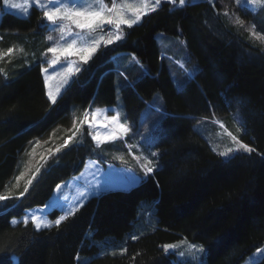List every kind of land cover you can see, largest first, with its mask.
<instances>
[{
  "label": "trees",
  "instance_id": "16d2710c",
  "mask_svg": "<svg viewBox=\"0 0 264 264\" xmlns=\"http://www.w3.org/2000/svg\"><path fill=\"white\" fill-rule=\"evenodd\" d=\"M225 10L230 16L223 15ZM237 17L243 25L235 23ZM43 21L42 12L34 9L26 19L4 14L0 23V48L15 45L27 54L16 64L0 63L7 72V79L0 75V194L23 190L30 174L19 190L12 186L37 139L41 144L32 164L40 166L41 155L47 160L22 199L0 202V264H174L175 255L162 246L181 239L204 245L206 264H242L262 247L264 40L251 35L250 27L255 25V33L264 36V9L254 13L236 0H198L183 8L164 2L140 24L125 27L123 41L102 47L55 105L47 98L40 63L32 57L42 40ZM159 34L185 39L191 60L199 65L195 77L180 87L161 59ZM122 52L137 55L149 72L125 80L113 59ZM156 94L165 108L155 132L159 155L154 173L128 190L90 198L59 228L36 231L31 222L11 224L27 210L44 206L57 186L80 174L88 160L114 164L110 159L126 152L121 141L97 148L85 125L82 137L49 154V148L72 135L74 116L82 117L89 105H122L136 127ZM234 116L243 129L241 141L255 150L225 159L195 124L213 117L234 124ZM59 216L57 209L49 213L52 220ZM150 222L154 228L128 240ZM106 245L127 251L104 253Z\"/></svg>",
  "mask_w": 264,
  "mask_h": 264
},
{
  "label": "snow or ice",
  "instance_id": "6c2138e0",
  "mask_svg": "<svg viewBox=\"0 0 264 264\" xmlns=\"http://www.w3.org/2000/svg\"><path fill=\"white\" fill-rule=\"evenodd\" d=\"M236 2L238 5L246 4L264 9V0H236ZM161 3L162 0H22L20 3H17L16 0H3V5L7 9L18 10L25 16L28 15L27 10L35 4L42 11L43 19L51 26L49 29L50 34L46 36V40L53 43L47 48L46 52L42 53V56L45 58L51 53V59H43L40 66L47 86V98L52 105L57 103L62 89L67 88L69 83L73 82L72 78L78 76L83 70L81 65H87L102 46L107 47L124 39L125 27L132 28L134 25L141 23L145 16L156 12L160 8ZM167 3L183 8L186 5V0H167ZM3 14V10H0V15ZM223 15L228 17L230 13L225 10ZM235 23L243 25L244 21L237 17ZM254 27L255 25H253ZM251 35L255 36L258 40H264V36L258 35L255 32H252ZM14 51H16L15 46L7 48L6 51L0 50V61H3L5 57L11 56ZM19 51L24 53L25 49L20 47ZM131 60L137 64L140 63L135 56H132ZM61 61L66 62L62 65L64 70L57 72L56 75L49 74V68L43 66L45 64L54 66L60 64ZM180 67L190 79L194 78L199 71L198 69L189 71L184 68L183 63L180 64ZM0 75H3L7 79V72L3 67H0ZM120 75L124 74L120 73ZM126 79L127 77L125 76ZM88 109L92 110H84L82 117H73L72 135L65 139L58 147L54 149L49 148V154L59 153L75 140L78 135L82 137L84 126L87 125L88 134L95 141L97 148L103 149V146L106 144L114 145L117 141H121L122 145L128 149V154L132 156L136 165L144 173V176L151 175L156 171L158 161L153 158L158 157L159 153L150 150L156 142L155 136L141 135L138 137L133 125L128 120L127 114L122 113L118 107L100 108L89 105ZM109 112H113L114 114L109 115ZM214 122L221 128H224V124L221 121L216 120ZM98 124L102 125L106 131L100 132L96 130ZM52 135L54 136L55 132ZM228 136L235 147H228L218 152V155L229 157L230 154L239 152L241 149L248 153L255 150L247 144L242 143L231 132L228 133ZM141 140L143 143H141ZM82 142L83 140L81 139L80 143ZM40 144L41 141L37 139L31 151H26L25 155L30 157V159L24 163L23 170L15 177V184L12 187L19 190L20 181L30 174V178H27L23 190L18 191V194L14 195L12 189H7L3 194H0V202L10 199L19 200L28 193L33 181L39 175L41 167L47 162L45 156L41 155L40 161L43 163L40 166L32 164L36 148ZM145 146L149 150L147 154L144 152ZM135 150H139V154H136ZM213 151H216V149H213ZM114 158L119 159L124 164L129 163L123 154ZM77 179L80 178L77 177ZM62 187L57 186V193L61 191ZM91 189L90 191L88 188L78 187L79 197L87 198L97 194L100 191V185L94 184L91 186ZM82 204L83 201L81 200L79 205L69 208L66 213L55 219L54 222L42 218L38 214H32L30 217L25 215L22 219H13L11 224L18 225L22 223L24 226H27L31 222L36 231L50 229L54 226L59 228L70 216L75 215L77 207L82 206ZM58 206L64 208L66 205L58 204ZM132 239H138V237L133 236ZM162 247L165 253H168L169 250L182 249L174 253L181 258V264H191L196 253H204L205 251L202 245L190 243L187 239L179 243L165 244ZM122 251L126 252L127 249L125 248ZM261 253H264V249L257 250L258 255ZM200 264H203V260L200 261Z\"/></svg>",
  "mask_w": 264,
  "mask_h": 264
},
{
  "label": "rangeland",
  "instance_id": "374dc122",
  "mask_svg": "<svg viewBox=\"0 0 264 264\" xmlns=\"http://www.w3.org/2000/svg\"><path fill=\"white\" fill-rule=\"evenodd\" d=\"M197 1L198 0H186V4L188 2H197ZM209 1L213 2L214 0H209ZM16 2L20 3V2H22V0H16ZM164 2H167V0H162L161 6ZM242 5L249 8L254 13H258L260 11V8H257L255 6L246 5V4H242ZM34 9L39 10L35 6V4H33V6L27 10L28 15L25 16V15H22L18 10L7 9L3 5V0H0V10H3L4 14L10 13V14H13V15L19 17V18H24V19L28 18ZM39 11H41V10H39ZM4 14L0 15V23L2 21ZM41 26L43 27L40 31V33L42 35V40H40L41 42L38 45L39 46L38 51L34 52L32 54V57L34 58L35 63H40V65H41V61L43 59H51V55H52L51 53H49L46 58L42 56V53L46 52L47 48L49 46H51L53 43V42H48L46 40V36L48 34H50L49 29L51 26L45 20L41 23ZM106 27H108V26H106ZM250 29H251V32H255L253 27H250ZM0 38H2L1 35H0ZM124 39H125V31H124ZM124 39H122L121 41H123ZM0 40H2V39H0ZM121 41H118V42H121ZM118 42H116V43H118ZM116 43H114V44H116ZM157 43H158V48H159L161 59L166 60L167 63L170 65L171 73L173 74V77L175 78L178 87L182 86V84H184L185 82L193 79V78L190 79L186 75L185 71L180 67V64L183 63L184 68L188 69L189 71H195L197 69L198 70L200 69L199 65L191 60L187 41L183 38H180V37H172V36H166L164 34H159L157 36ZM12 46H15V45H7L6 44L5 47L0 48V50L6 51L7 48L12 47ZM15 47H16V51H14L11 56L5 57V59H4L6 61L8 60V62L12 61L13 64L18 63L19 62L18 58L21 57L22 55H27V54H24L25 52L21 53L19 51L20 47H17V46H15ZM132 56H135L139 60L140 63L137 64L135 61H132L131 60ZM113 59L115 61L114 66H115L116 70L118 71V73H123L124 75H121V76L124 78L126 76L128 79L129 78L133 79V80L139 79V78H142L144 76V74L149 72L147 65L144 64L140 60V58L135 54L122 52V53L116 54L113 57ZM189 60H190V62H188ZM0 63H2V61H0ZM65 63H66L65 61H61L60 64H57L54 66L53 65H47V64H45L43 66L49 68V74L56 75L57 72H62L64 70L62 65H64ZM141 65H142V67H141ZM83 66L84 65H81L82 69H83ZM41 72H42V69H41ZM42 77H43V81H44V85H45V89H46V94H47V86L45 84L43 72H42ZM74 78H75V76L72 78V81L74 80ZM71 83L72 82H70L69 85ZM68 86H67V88H68ZM67 88L62 89L61 94H63V92ZM117 107L119 110L122 111V113H125L123 111L124 108L122 105H119ZM146 107H147V109H146ZM164 108H165V106H164V102H163L161 94H156L153 97V99H151L147 103V106H145L143 108L144 111L143 110L141 111V116H140V119L138 121L139 125L137 123L136 124L137 127L133 126L134 131L137 132L138 137L141 135L142 136L152 135V136H155V138H157L155 132H156L161 120H162L161 118L164 117ZM89 111H91V110H89ZM108 114L112 115L114 113L109 112ZM216 120L221 121L224 124V128H221L217 123H215L214 121H216ZM233 120L235 122L234 124L231 122V120H229L227 118H225V119L220 118V117H213V118H206V119L202 118L196 122L195 130L207 141L210 148L212 150L216 149V151H214V152L218 153L220 151L225 150L228 147H235V145L231 141V138L228 136L229 132H231L233 135H235L241 141L240 136L242 134L243 129L240 126V119L238 116H234ZM96 130H98L100 132L106 131L103 128V126L100 124L97 125ZM94 143H95V141H94ZM119 143L120 142L118 141V144ZM141 143H143L142 140H141ZM155 145H156V142L151 147L150 150L159 153V151L155 147ZM125 150H126V152L123 153V155H124L125 159L129 161L128 164H124L119 159H115V158L110 159L112 162H114V164L108 163V162H102L101 163V162H97L95 160H88L86 163V166L83 169V171L81 172V174L77 176L80 179H77V177L75 178L73 184H71L72 185L71 189H65L64 191H62V193L61 192L56 193V197L55 198L53 197L51 200H49L46 206L30 209L26 212L25 215H28L30 217L32 214H38L42 218H46L49 221L54 222V220L49 218V214H48L49 212L53 211L54 208H58L59 210H61L62 215H63L64 213H66L69 210V208L79 205L81 200L83 201V204H82V206H83L93 196H97L98 194H101V193L109 191V190L128 189V188L138 184L142 180V176H144V173L136 165V162L132 159V156L128 154V149L126 147H125ZM148 151L149 150H148L147 146H145V149H144L145 154H147ZM135 152H136V154H139V150H135ZM243 152H245V151L241 149L239 152H234V153L230 154L229 157H223V158L228 159L230 157H233L236 154L243 153ZM119 155H121V154H119ZM119 155H117V156H119ZM156 158H153V159L156 160ZM116 164L121 165V167H119ZM157 168H158V163H157L156 169ZM94 184L100 185V191L97 194L89 196L87 198L79 197L78 190H77L78 187L88 188L91 191L92 190L91 186ZM58 204H64L66 206L64 208H61L58 206ZM82 206H80V207H82ZM147 206L149 207V209H152V206H154V203L148 204ZM80 207H77V209H79ZM23 217H21L19 219H22ZM151 222L148 225V227L142 228L141 231L128 235L127 236V238H129L128 240H130V239L135 240V239H132L133 236L140 237L143 234H145L146 232H148L149 230H151L152 228H154L155 222L154 223H151ZM149 227H151V228H149ZM183 240L184 239H181V240L176 241L174 243H179ZM187 241L190 243H195V242H192L189 240H187ZM108 242L111 243L113 246L112 240H109ZM195 244L202 245L199 243H195ZM202 246L205 250L204 253H196L195 258L192 259L191 264H200L201 260H203V264H206V256H207L206 247L204 245H202ZM102 248L104 250L103 251L104 253H116L117 254V253H124V251H122V250L125 249L126 247L113 248L109 245H106L105 247H102ZM259 249H264V245L262 247H260ZM179 250H182V249L169 250L168 254H174L175 252H178ZM257 250H255L251 255H249L247 257V259L242 264H264V253H261L258 255ZM174 255H175V258H174L173 263L174 264H181V258L176 254H174Z\"/></svg>",
  "mask_w": 264,
  "mask_h": 264
},
{
  "label": "crops",
  "instance_id": "0c3cea01",
  "mask_svg": "<svg viewBox=\"0 0 264 264\" xmlns=\"http://www.w3.org/2000/svg\"><path fill=\"white\" fill-rule=\"evenodd\" d=\"M110 108H112V107H110ZM113 108H116L115 106L113 107ZM75 178L76 177H74L73 179H71V180H69V181H67V182H65V183H63V184H61V185H59V186H63L62 188H61V193H62V191H64L65 189H71V184H73V182H74V180H75ZM56 193H57V191L55 190V192H54V194H53V196L51 197V199L54 197H56ZM50 199V200H51ZM48 203V202H47ZM47 205V204H46ZM45 205V206H46Z\"/></svg>",
  "mask_w": 264,
  "mask_h": 264
},
{
  "label": "bare ground",
  "instance_id": "6f19581e",
  "mask_svg": "<svg viewBox=\"0 0 264 264\" xmlns=\"http://www.w3.org/2000/svg\"><path fill=\"white\" fill-rule=\"evenodd\" d=\"M243 6H244V5H243ZM114 62H115V61H114ZM41 73H42V72H41ZM45 90H46V89H45ZM61 95H62V94H61ZM157 96H158V95H157ZM161 103H162V102H161ZM159 104H160V103H159ZM146 109H147V107H146ZM143 111H144V110H143ZM149 111H150V110H149ZM165 116H166V115H165ZM161 119H162V118H161ZM161 119H160V120H161ZM127 158H128V157H127Z\"/></svg>",
  "mask_w": 264,
  "mask_h": 264
}]
</instances>
